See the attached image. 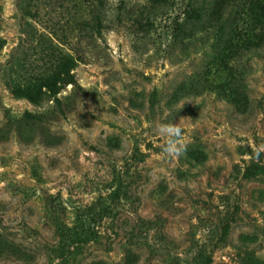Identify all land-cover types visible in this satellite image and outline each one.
Masks as SVG:
<instances>
[{
    "label": "rangeland",
    "instance_id": "rangeland-1",
    "mask_svg": "<svg viewBox=\"0 0 264 264\" xmlns=\"http://www.w3.org/2000/svg\"><path fill=\"white\" fill-rule=\"evenodd\" d=\"M24 1L0 0V264H264V41L230 60L247 111L216 90L219 40L233 37L209 18L165 39L170 8L149 33L110 25L61 104L35 105L11 90L43 73L51 46L67 52L42 28L65 20L43 4L35 21ZM207 1L227 30L264 31L254 0ZM160 124L181 129L180 155ZM83 211L92 236L73 244Z\"/></svg>",
    "mask_w": 264,
    "mask_h": 264
},
{
    "label": "trees",
    "instance_id": "trees-1",
    "mask_svg": "<svg viewBox=\"0 0 264 264\" xmlns=\"http://www.w3.org/2000/svg\"><path fill=\"white\" fill-rule=\"evenodd\" d=\"M34 0H26L21 7L23 14L35 21L41 16V5H52L59 8L58 16L65 21L61 24H52L50 27H42L55 41L66 47L67 52L57 50L56 46H51L48 66L44 68L42 74L34 77L27 85L12 88L14 98L27 100L35 105L54 100L61 104L58 97L66 91L68 86L75 88L77 85L75 69L80 63L87 62L89 53H92V44L96 39L103 37L104 33L113 27H122L125 19L132 18V27H138L141 31L149 33L155 27L159 10L166 8L174 15V26L170 32L162 35L165 39H177V35L185 34L195 29L197 25L211 19V28L216 33L217 38L231 36L233 38H220V46L216 54L215 62H220L225 70L223 75L220 73L217 78L216 90L223 95L235 108L240 111H247L248 97L244 92L243 82L237 78L230 66V60L234 59L244 49L250 50L258 48L264 41V31L253 25L246 26L244 29L230 27L227 30L228 20L224 19L219 7L214 9L212 2L207 1L204 5L203 0H37L41 4H32ZM36 1V0H35ZM216 1V0H214ZM246 2V1H245ZM256 3V16H264V0H254ZM231 7V4L227 8ZM239 7V6H237ZM214 12L217 15L214 19ZM178 13H180L178 15ZM112 19L109 20V16ZM236 19L239 12L236 11ZM214 21V23H213ZM49 23V22H48ZM222 31V33H221ZM238 45V46H235ZM236 47L238 50L235 51ZM69 51V52H68ZM207 81V80H206ZM215 88V86H214ZM88 211L80 213L81 221L85 223L81 232L71 235V242L84 243L90 241L92 231L88 224H94L95 218H89Z\"/></svg>",
    "mask_w": 264,
    "mask_h": 264
},
{
    "label": "clouds",
    "instance_id": "clouds-1",
    "mask_svg": "<svg viewBox=\"0 0 264 264\" xmlns=\"http://www.w3.org/2000/svg\"><path fill=\"white\" fill-rule=\"evenodd\" d=\"M158 131L160 135L167 137V144L164 148V152L172 156H178L183 150V146H178V140L180 137L181 129L175 124H160L158 126ZM264 150L262 147L257 151L256 155L259 156V151Z\"/></svg>",
    "mask_w": 264,
    "mask_h": 264
}]
</instances>
